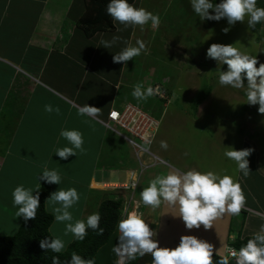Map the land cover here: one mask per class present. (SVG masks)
<instances>
[{"label":"rangeland","instance_id":"rangeland-1","mask_svg":"<svg viewBox=\"0 0 264 264\" xmlns=\"http://www.w3.org/2000/svg\"><path fill=\"white\" fill-rule=\"evenodd\" d=\"M137 6L141 8L140 40L132 41L131 49L139 47L136 53L134 47L131 57H137L132 83L138 88H128L132 103L127 104L134 103L159 121L154 143L147 147L151 152L164 149L165 154L158 153L164 158L168 154L179 171L161 164L154 169L159 176L143 173L137 193L160 197L157 213H164L155 214L157 226H146L136 212L143 207L145 211L146 204L137 206L134 182L125 193L113 192L114 198L125 200L118 263L124 264L126 254L140 248L154 252L156 264H192L212 252L224 258L244 220L245 210L235 204H248L261 214L247 211V215L264 216V17L255 32L257 0H239L229 22L216 19L213 0H138ZM202 91L209 95L194 110ZM113 146L122 149L125 145L119 139ZM138 160L140 169L150 166ZM125 178L124 174L111 175L114 181ZM169 187L175 191L170 197L174 196L178 214L176 209L169 214L165 208L168 199H162V194L168 196ZM129 213L134 217L130 249L125 237ZM231 223L232 239L228 238ZM261 232L264 229L252 223L241 234ZM242 258L236 263L243 262Z\"/></svg>","mask_w":264,"mask_h":264},{"label":"crops","instance_id":"crops-1","mask_svg":"<svg viewBox=\"0 0 264 264\" xmlns=\"http://www.w3.org/2000/svg\"><path fill=\"white\" fill-rule=\"evenodd\" d=\"M84 1L0 0V236L19 231L34 192L48 182L51 193L46 209L54 216L50 232L59 251H65L89 224L103 200L113 199V192L125 193L133 182L137 206L145 203L147 210L143 207L136 212L146 226H157L155 214L164 213H157L160 197L137 193L143 173L155 178L159 175L154 169L161 164L177 170L168 154L164 158L158 153L165 154L161 147L150 151L153 157L144 159V153H137L104 125L110 111L132 103L128 88H138L132 83L137 57H131L133 42L140 40L141 8L134 7L138 0L116 16L113 31H100L90 38L77 26ZM119 139L124 149L113 146ZM116 153L118 156H112ZM138 159L142 166L144 162L150 166L140 169ZM130 171L136 179L129 177ZM113 173L126 178L114 181ZM101 182L124 188H96L94 184ZM171 191L169 187V195L162 194V199H168L165 208L169 214L175 209L178 214ZM235 205L245 210L238 236L252 235L241 234L248 224L264 229V216H252L253 212L261 215L256 209ZM247 211L253 212L247 215ZM232 225L228 238L233 237ZM149 253L156 264L155 253Z\"/></svg>","mask_w":264,"mask_h":264},{"label":"trees","instance_id":"trees-1","mask_svg":"<svg viewBox=\"0 0 264 264\" xmlns=\"http://www.w3.org/2000/svg\"><path fill=\"white\" fill-rule=\"evenodd\" d=\"M133 2L134 0H87L77 26L89 38L100 31H113L116 16ZM213 2L217 10L216 19L224 22L232 20L239 7V0ZM263 17L264 0H257V9L253 15L255 32L260 29ZM208 95L204 91L199 94L194 110H197L196 107ZM50 193L51 185L44 182L34 192L31 208L23 212L19 231L13 236H0V264H119V230L124 198L103 200L89 224L75 235L65 251H59L50 232L54 216L46 209V200ZM229 245L247 256L242 264L264 263V232L238 236ZM153 260V254L140 248L126 254L124 264H153ZM194 264H226V261L212 252L200 255ZM231 264L241 263L232 260Z\"/></svg>","mask_w":264,"mask_h":264},{"label":"built area","instance_id":"built-area-1","mask_svg":"<svg viewBox=\"0 0 264 264\" xmlns=\"http://www.w3.org/2000/svg\"><path fill=\"white\" fill-rule=\"evenodd\" d=\"M104 125L108 130L115 132L123 137L129 144L137 147L141 153H152L147 145H151L148 137L154 134L158 129L159 121L147 112L142 111L140 108L133 104H127L122 109H114L108 114L107 120ZM151 140V138H150ZM133 185H135L133 183ZM242 258L244 263L247 259L244 253L237 251L233 246L228 245L224 258L231 264L232 260L237 261Z\"/></svg>","mask_w":264,"mask_h":264},{"label":"bare ground","instance_id":"bare-ground-1","mask_svg":"<svg viewBox=\"0 0 264 264\" xmlns=\"http://www.w3.org/2000/svg\"><path fill=\"white\" fill-rule=\"evenodd\" d=\"M150 138H151V140H150ZM153 138H154V134H152L151 136H149L148 137V140H149V142L151 141V143H152V140H153ZM129 177L130 178H133V179H136V176H135V173H133V171H130L129 172ZM95 185V187L96 188H99V189H106V188H116V187H121V186H123L122 184H118V183H116V184H105V183H95L94 184ZM127 218H128V222H127V227H126V229H127V234H126V236L125 237H127V245H128V249H130L131 248V246H130V242H129V233H130V227H131V223H132V220H134V217H133V214L132 213H129L128 214V216H127Z\"/></svg>","mask_w":264,"mask_h":264}]
</instances>
